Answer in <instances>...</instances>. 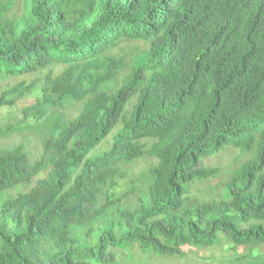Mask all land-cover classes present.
<instances>
[{"label":"trees","instance_id":"1","mask_svg":"<svg viewBox=\"0 0 264 264\" xmlns=\"http://www.w3.org/2000/svg\"><path fill=\"white\" fill-rule=\"evenodd\" d=\"M11 4L0 0V77L67 68L46 76L40 97L0 131L41 140L35 162L22 145L0 151V193L45 174L1 205L0 264H113L110 248L132 246L183 258V247L264 245V0H28L8 19ZM123 41L148 47L125 65L111 54ZM124 71L116 89L101 90ZM119 123L110 148L90 157ZM227 147L252 158L226 181V199L185 207L190 184L218 175L201 161ZM145 156L156 164L140 205L75 237L116 204L98 197L117 166Z\"/></svg>","mask_w":264,"mask_h":264},{"label":"rangeland","instance_id":"2","mask_svg":"<svg viewBox=\"0 0 264 264\" xmlns=\"http://www.w3.org/2000/svg\"><path fill=\"white\" fill-rule=\"evenodd\" d=\"M28 0H12L10 10L6 13V18L17 19L24 14ZM148 43L145 42H129L123 41L118 44L111 54L117 58H121L125 65L138 54L146 51ZM67 67L64 65H52L35 73L9 78L0 77V98L5 101L16 100V94L12 92L14 87L25 89L21 98H18L12 105L0 107V131L6 130L10 126H14L21 119V110L40 97L43 86V80L46 76L56 77L61 74ZM125 71L115 80L106 83L101 90L110 92L116 89ZM136 99H131L124 110V116L130 115L131 109L135 104ZM82 104H75L63 111L64 117L69 120L74 118L81 110ZM121 123L116 126L112 133L89 155L96 156L107 151L113 137L121 128ZM40 137L32 133L26 135H14L0 137V151L10 149L17 145H22L28 155L30 162H35L40 158L41 145ZM252 158V153H241L239 150L231 147L213 157L203 159L200 167L203 169H217L218 175L206 181H195L187 188L185 207L192 208L196 204L212 201H222L226 199L224 185L226 181L236 175L240 166ZM156 162L154 159L142 157L132 163H127L117 166L118 175L114 178V185L107 184L101 189L98 197V205L102 206L107 201H111V205L105 215L101 217L94 225L87 227L84 230L74 229L72 234L75 237L84 239L86 231L95 230L100 225L112 224L118 220L119 211H134L140 205V198L146 193L148 185V176L151 169L154 168ZM45 178L44 173L38 174L31 180L29 185H20L9 191L0 193V207L9 200L17 197L19 194L28 192L38 180ZM1 221V217H0ZM90 239V238H89ZM230 245L220 244L216 247L208 249H196L183 247L181 252L183 258L155 257L140 251L137 247L132 246L125 250H117L110 248L109 251L114 256L113 264H226L230 259L236 257ZM244 253H247L245 250ZM241 253V254H244Z\"/></svg>","mask_w":264,"mask_h":264},{"label":"crops","instance_id":"3","mask_svg":"<svg viewBox=\"0 0 264 264\" xmlns=\"http://www.w3.org/2000/svg\"><path fill=\"white\" fill-rule=\"evenodd\" d=\"M245 250L247 253H244ZM233 251L236 257L230 259L226 264H264V245L238 247Z\"/></svg>","mask_w":264,"mask_h":264}]
</instances>
